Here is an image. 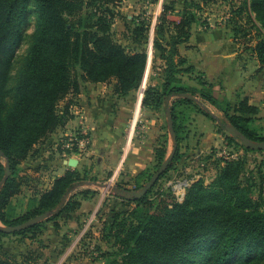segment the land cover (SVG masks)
<instances>
[{
    "label": "trees",
    "instance_id": "16d2710c",
    "mask_svg": "<svg viewBox=\"0 0 264 264\" xmlns=\"http://www.w3.org/2000/svg\"><path fill=\"white\" fill-rule=\"evenodd\" d=\"M177 1L167 0L158 18L153 61L154 67L157 58L162 61L161 83L148 86L143 99L144 106L159 110L169 96L174 97L167 108L172 111L178 149L168 170L181 157L180 137L191 119L190 111L215 118L205 104L222 112L223 125L228 120L249 138L264 140L263 129L256 125L258 107L249 104L248 98L239 99L235 105L216 98L203 72L180 52V46L189 42L194 24L210 28L203 14L213 0H183L177 12L181 18L175 21L169 14L175 13ZM115 4L116 0H0V151L4 153L0 156V181L6 161L11 167L0 191L3 226L21 224L54 210L67 194L61 208L48 220L56 221L65 214L71 217L84 200L97 194L90 189L75 191L81 174L78 168L68 169L55 176L49 186L34 190L27 212L10 217L13 199L30 182L31 176L20 174L22 164L34 155L37 145L74 116L72 102L60 110L61 101L78 94L85 82L114 80V91L120 96L141 85L149 58L146 43L150 21L139 18L128 26V39L137 44L130 48L115 37ZM244 13L249 31L243 25ZM32 15L36 30L15 85L10 87L16 52L25 40ZM227 25L236 38L255 29L251 49L264 66V0H238ZM184 76H194L198 86L186 84ZM184 92L199 97V101L178 96ZM225 137L227 146H240L244 154L226 159L211 152L207 159L217 167L214 179L210 183L203 178L193 181L182 201L171 188L150 196L152 188L138 200L121 197L127 205H135L116 211L103 222L101 237L115 249L104 254L106 264H264V160L251 169L246 156L251 151L264 153V149H250L239 139ZM166 155V141H159L155 147L157 162ZM43 223L14 233L0 229V239L37 234ZM28 261L25 256L21 260L10 257L0 246V264H31Z\"/></svg>",
    "mask_w": 264,
    "mask_h": 264
},
{
    "label": "rangeland",
    "instance_id": "374dc122",
    "mask_svg": "<svg viewBox=\"0 0 264 264\" xmlns=\"http://www.w3.org/2000/svg\"><path fill=\"white\" fill-rule=\"evenodd\" d=\"M133 1L134 0H116L115 8L118 12V15L115 18L113 24V30L115 32V37L117 38V40L130 48L137 47V44L135 45V43L128 39V26H133V23L138 21L139 18H144L146 20L150 18L151 20L155 6L150 5L155 3L156 0H136V3L138 4H135ZM237 1L213 0L206 7V11L203 15L204 17L207 16L206 18L208 22V17L211 16L210 19L212 20L213 25H225V17L227 15L233 14V11L236 10ZM132 2L133 6H130ZM129 14L130 17L128 16ZM246 21H248L247 14L244 13L243 25H245V27L249 31L250 25L247 24ZM35 30L36 19L34 15H32L26 27L25 40L16 52L15 63L11 73L12 79L9 82L10 87H13L15 85L18 73L21 70L24 59L28 53L31 36L34 34ZM152 32L153 31L151 30V28H149V38L146 43V47L149 52L151 46L150 36ZM254 35L255 29H252L251 34H247L246 32H244L237 36V38H232L233 42L239 46V52L243 50L246 51L248 55L251 54V46L255 44ZM149 54L151 55V57L149 56L148 58V64L145 70V74H148V76L147 78L145 76L144 80H142L143 83L139 88L141 93H143V91L148 88L147 82L150 74L161 75L162 72V62L156 61V66L154 67L153 50ZM184 77V82L187 84L188 76ZM105 83L115 85L114 80ZM83 84L84 83H82V85ZM172 99L174 100L173 97ZM66 104L67 98L61 101V103L59 104V109L63 110ZM205 106L217 117L211 118L210 116L203 114V120L199 121L197 119V116L199 115H196V118H193L192 116L190 121L196 122L195 124L197 126V129L199 127L198 125H201L200 128L204 126V128L213 130L219 135H222V137L220 138L224 139H221L220 143L218 144H212L210 146V151H216L217 156H221L220 153L223 149L226 148V150L229 152L236 151L239 155L244 154L242 147L236 145H226L225 136H228L230 134L225 130L224 125L222 124V112L209 104H205ZM70 110L72 114H74L73 117L77 116L72 111V108ZM166 113L167 109L165 107H162L160 123L162 124L161 126L163 127L162 131L164 135H160L159 139L164 136V138L167 140L166 146H168L169 153L173 148L174 142L168 130ZM191 114L194 115V113L192 112ZM194 122L191 123V126L194 125ZM67 123L68 122H66V124L62 126V128L65 127ZM256 125L259 128H262L264 133V119L260 118L259 120H257ZM68 130L67 134L62 137V140L65 138V136L74 133H76L79 137V129L77 127H71L70 125ZM199 133L200 132L198 131V134ZM52 135L53 134H51L43 143L36 146L34 155L30 157L32 160L31 162L35 163H31V165H28V161H26V163L21 166V176L31 177H29L30 182L25 183L21 194L13 199L14 213L10 215L11 218L14 216L16 217L22 215L24 212H27L30 209V207H28L29 199L32 194H34V190H36V188L47 187V183L52 182L51 180H53V178L56 176L55 172L57 166L63 163V160H61V162H56L57 159L60 160L65 157L59 156V154L62 155V152L58 147L57 149L54 148V141L51 140ZM165 139H162V141H164ZM195 141L196 138L193 139L192 144H194ZM185 144L186 141L182 140V150H184ZM193 156L196 157L197 154H194ZM246 156L249 160L248 167L251 169H255V167L259 166L264 160V153L260 151L248 152ZM191 161H195V159L191 158ZM162 162H157V165H154L150 171H143L141 173H138L137 175L133 176L128 182H126L124 181V179L119 178L118 175L116 176L117 171L114 175L112 171H105L104 173H98L97 175H95L94 169L98 165V162L93 158L92 162H90V168H83L80 166L76 167L79 169L82 180L78 182L76 186L77 190L75 191L87 189L94 190L97 192L95 197L84 200L82 205L83 207L72 214L71 217H68V215L65 214L61 217H58L56 221L46 219L42 221L44 223L40 227V229H38L37 234L32 235L31 233H28V235H10L7 237H3L2 239H0V246L2 247L3 251L6 252L10 257L18 258L21 260L22 257L25 256L29 259L28 262L31 264H106V258L104 254L107 252L112 253L115 249L110 247L111 243H107L101 237L103 222L109 221L115 215L116 211H126L129 210L131 206L135 205H127V203L123 201V198L114 194L111 186L136 189V185L143 183L145 184L150 179V177L158 170ZM190 163L192 164L194 162ZM214 163L215 162H201L202 166H199L200 168H189L190 170L188 171L185 170L183 162L176 163L173 168L167 170L164 174L161 175V177L154 185L150 196H154V194L158 192L164 190L166 191L168 190V188H171L177 199L182 201L186 194V188L190 185V183L192 184L193 181H196L200 178H203L206 183H210L214 179L217 172V167H215ZM33 164H36V166L40 164V173L34 175L33 170L29 171V169L31 168L30 166H32ZM37 168L38 167H36L35 169ZM122 168L121 170H123ZM0 225H3L1 221ZM33 258H35V260H33Z\"/></svg>",
    "mask_w": 264,
    "mask_h": 264
},
{
    "label": "crops",
    "instance_id": "0c3cea01",
    "mask_svg": "<svg viewBox=\"0 0 264 264\" xmlns=\"http://www.w3.org/2000/svg\"><path fill=\"white\" fill-rule=\"evenodd\" d=\"M166 1L156 0L155 3L150 5L155 6L151 20L148 19L150 20V28L153 31L150 36V52L153 50V39L158 18ZM182 1H177L175 13L169 14L170 19L180 20L181 17L177 12L183 6ZM133 2L138 4L136 0ZM133 2L130 6H133ZM128 16L130 17V14ZM228 16L225 17V25L221 23V25H213L210 19L211 16L208 17L210 28L197 23L194 24L191 38L188 43L180 46V52L197 71L203 72L204 77L212 84L213 94L216 98L229 100L233 105L239 99L248 98L249 104L259 109V113L256 115L257 120L264 119V66L259 63L257 56L252 51L250 55L243 50V52H239V46L232 39L235 34L231 27L227 25ZM151 55L149 54L150 57ZM156 61L160 62L161 59L157 58ZM145 76L147 78L148 74H144ZM187 78L188 85L198 86L194 76H188ZM184 79L185 77H183ZM142 83L143 81L141 85ZM147 83V86L160 84L161 75L150 74ZM139 88L127 95L120 96L115 93L114 84L85 82L78 94L67 98V103L72 102V111L77 116L70 119L65 127L58 128L53 133L51 140L54 141V148L57 149V143L67 134L70 125L81 129V126L85 124L90 136V145L87 152L59 154V156L65 158L56 160V162L63 160V163L56 168V176L63 175L68 169H75L64 163L66 159L71 157L77 158L79 160L77 167L83 168H90V162L94 158L98 162L94 169L95 175L105 171H112L114 175L117 171L116 176L118 175L126 182L138 173L150 171L154 165H157L155 147L159 141L165 139L164 136L159 139L160 135H164L160 123L161 109L155 110L144 106L145 90L141 93ZM172 103L173 99L170 105ZM167 105L169 104L165 101L163 107L167 109ZM190 114V117L193 116V118L199 115L197 119L199 121L203 120V113L190 111ZM193 122L190 121L189 123L188 121L186 123L185 134L180 137L181 157L178 162L184 163L186 171L190 170L189 168H200L202 166L201 162H212L207 159L211 153L210 146L218 144L221 139H224L220 138L222 135L213 130H208L204 126L200 128L201 125H198L197 129L196 122L191 126ZM194 138H196V141L192 144ZM182 140L186 141L184 150L181 148ZM194 154H197V156L194 157ZM191 158H194L195 161H191ZM26 161H28V165L35 163L31 162V158ZM190 162L194 163L191 164ZM39 166L40 164L38 166L33 164L30 166L29 171L33 170L34 175L38 174L41 169L35 168ZM50 183L48 182L47 186Z\"/></svg>",
    "mask_w": 264,
    "mask_h": 264
},
{
    "label": "water",
    "instance_id": "95a60500",
    "mask_svg": "<svg viewBox=\"0 0 264 264\" xmlns=\"http://www.w3.org/2000/svg\"><path fill=\"white\" fill-rule=\"evenodd\" d=\"M178 96L199 101V98L197 96H194L193 94H190V93L184 92V93H180ZM172 97L173 96H169L166 99L167 104L170 103ZM210 114L214 117H217L212 111H210ZM167 125H168V130L172 136L174 145H173L172 150L168 153L167 157L165 158V160L162 162V164L158 168V170L151 176V178L142 187L138 189H127V188H119L116 186H111L115 195L126 198L128 200H138L140 198H143L154 187V185L156 184L158 179L161 177V175L164 174L168 170L169 166L171 165V162L173 161L175 157L177 149H178V139H177V134L174 130V121L172 117L171 108H167ZM224 128L232 137L241 140L242 144L245 147L254 149V150L264 149V140L258 141V140L249 138L246 134H244L239 128H237L233 123L229 122L228 120H225ZM0 156H4L3 151H0ZM64 163L67 164L71 168H76L79 164V160L77 158L71 157L69 159H66ZM10 175H11L10 162L6 161L5 174L2 180L0 181V191L3 185L5 184V182L10 177ZM87 183H91V182H87ZM67 197H68V194L64 197L62 203L54 210L46 211L21 224L12 225V226L0 225V229L7 233H14V232H19L27 228H30L48 219L50 216L54 215L61 208V206L67 199Z\"/></svg>",
    "mask_w": 264,
    "mask_h": 264
},
{
    "label": "built area",
    "instance_id": "2783aa9c",
    "mask_svg": "<svg viewBox=\"0 0 264 264\" xmlns=\"http://www.w3.org/2000/svg\"><path fill=\"white\" fill-rule=\"evenodd\" d=\"M82 128L79 129L78 135L76 133L69 134L65 136L63 140L57 143V146L62 153H70V152H87L90 145V136L88 134V130L83 124ZM75 148V149H74ZM220 155L226 159H236L239 154L236 151L229 152L225 149L222 150Z\"/></svg>",
    "mask_w": 264,
    "mask_h": 264
}]
</instances>
